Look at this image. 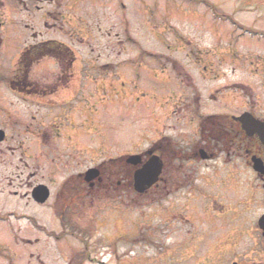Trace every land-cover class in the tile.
Segmentation results:
<instances>
[{"label":"rangeland","instance_id":"rangeland-1","mask_svg":"<svg viewBox=\"0 0 264 264\" xmlns=\"http://www.w3.org/2000/svg\"><path fill=\"white\" fill-rule=\"evenodd\" d=\"M53 2L36 0L32 10L42 17V8H51L48 22L56 27L48 29L55 30L45 39L74 46L78 62L74 69L66 65L60 70L50 61L33 69L36 75L29 80L39 86L53 81V96L12 97L7 80L28 32L12 11L0 51V110L16 126L10 130L16 158L30 149L38 157L57 154L64 170L51 165L48 176L43 159L46 176L39 180L52 189L45 205L0 195V264H70L71 256L82 253L76 263L189 264L194 250L205 258L211 245L217 247L214 261L219 264H264V238L257 229L264 214L263 189L244 170L221 162L208 169L194 167L199 192L160 201L162 209L175 205L176 219L149 217L146 210H115L116 202L107 203L106 191L100 190L95 197L83 193V204H73L66 228L70 233L62 236L54 211L55 191L67 177L142 153L163 138L191 152L200 142L198 123L234 109L240 115L238 105L264 116V0ZM80 15L86 26L92 25L90 35L80 32ZM79 35L84 44L71 42L80 41ZM230 173L237 182L226 181ZM5 177L0 171V191L24 193L16 186L20 179L11 189ZM250 184L253 200L245 199L242 190ZM119 191H110L112 198L118 200ZM211 191L217 204H202ZM234 219L242 222L234 239L218 241L224 224Z\"/></svg>","mask_w":264,"mask_h":264},{"label":"flooded vegetation","instance_id":"flooded-vegetation-1","mask_svg":"<svg viewBox=\"0 0 264 264\" xmlns=\"http://www.w3.org/2000/svg\"><path fill=\"white\" fill-rule=\"evenodd\" d=\"M34 1L0 0V51L2 49V46L4 45L3 35L5 34L6 27H9V15L12 13V11H15V14L19 16L20 20L18 21L20 22L21 26L24 25L26 30H28V32L24 34L22 38L23 45L19 54L17 71L12 72L11 77L9 78V80H7L11 95L14 98L22 94H26L29 96H53L56 93L54 92L53 86L51 85L53 81L52 83L46 84L45 86H39L42 83L39 84L37 81L29 80L31 74L34 73L33 69H37L45 61H50V63L48 62V64H50L51 66L54 63L60 70L66 67V65H68V68L70 67V69H72L75 63L78 62V58L68 54L69 49H71V47L73 48L74 46H69L67 43L65 44L61 41L45 39L53 30H55L53 28L51 29L52 31L48 30L50 27H56L55 24L50 25L48 22L50 20L49 18L52 17L54 13L50 12L51 8L46 9L45 7H43L42 9H44V14L42 15V17H40L38 15L39 13L37 14L35 10H32V8L36 7L34 5ZM37 1L53 2L55 0ZM60 4H63V2ZM19 5L24 6L23 11L20 9ZM64 10L66 11V9ZM23 14H25L26 16ZM22 16L23 19H21ZM77 24L79 28H81L80 32L85 31L90 33V28L92 27V25L86 26L85 18L83 17V15L79 16ZM56 31L61 32L60 30ZM71 42L84 44V40H81V36L80 41L77 40ZM71 45L73 44L71 43ZM72 76L74 77V75L71 74L70 77ZM240 107L241 109H243L242 111L244 113L249 112L254 118L261 120L262 122L264 121V116L255 112L258 110H245V108L247 107L246 105L244 106V108L242 105ZM6 114L7 113H5L3 110H0V130L1 132H3L0 133V171L3 173V176H6L3 180L4 182L6 180H11L8 185L11 189L14 187L12 185L13 181L15 182L20 179L22 184L20 186H16L17 188L20 187L25 191L24 193H20L18 191L13 192L8 190L6 192L5 190H1L0 195L2 194L6 198H11L12 200L27 199L28 201H33L31 198V192L35 187L39 185H45L50 188V186L45 182H40L41 179L39 180L40 177H42V180H44L46 176L42 174V169L44 170L45 168V170H47L48 176H50L51 174V171L49 170L51 165H54V167L60 171V164L57 163L60 162L58 161V158H60V156H58L57 154H53L54 158H51V153L45 152L38 157L35 154H29V152L31 151L30 149L28 154L27 152H22L19 153V156H17L16 158V152L14 151L15 149L12 146L15 142V136L10 135V130H13L15 132L16 126L11 125V123L7 121ZM9 117L10 120H13L12 115ZM64 143L67 144V142ZM153 149L155 153H157V155L161 158L163 168L158 178L157 184H155L149 190L145 191L144 194H141L142 197H145L146 201H153L152 199H156V197H159V195L162 194L161 191L167 192L166 197L176 196L179 193L183 192L200 191L199 189H197V186L189 185V183L187 184V180L190 178V175L185 171L184 167L186 165L195 167L199 164H204L206 167H208L210 163H215L217 161H220L221 163H223V165L229 166V168L236 167L244 170V174L252 176L254 178L253 182L257 183L258 187H261L264 190V177L253 170L251 161L252 158L255 157L260 159L264 165V145L261 143L260 138L257 134H247L242 127V123L236 120L234 117H230L228 118V120L221 123H210V125L205 129V132H203L202 142L198 145H195L194 148L192 147L191 152L188 151L187 153H177L175 150L170 148V145H166L165 147H154ZM201 149H204L208 154L209 159L207 161L200 160ZM26 156L28 157V162L23 160ZM71 156L72 155H70L69 157ZM38 158H40V162L38 161ZM43 159L47 161L44 164V168L42 165V163H44ZM137 167L139 168L140 166ZM135 169L136 166H133L126 162L125 165L120 166L119 168L111 169V171L110 169H104L103 171H101L100 175L98 174L97 179L93 182L91 181L95 178H90L88 174L80 173L78 175H72L71 178L67 179V182H70L71 180H74V182L64 184L60 190L64 188H69V191L75 190L78 192L80 190V192L86 193L87 196L92 197L95 191L99 192L100 190H105L106 192H110L115 191L116 188H119V190L122 191L123 195H127L129 197L128 200H130L133 193H136L134 183ZM15 176L17 178H14ZM231 179L237 182L238 177L234 173H230L226 177V181H230ZM247 181L249 182V179L245 177V182ZM253 187L254 185L251 184L247 187L244 186V189L242 190L245 199L251 200V198H253V194L251 192L254 191ZM214 192L211 191L209 195L204 196L205 201H203L202 204H205L206 202L208 204H216L219 199L218 197L213 195ZM60 194L61 196L59 195L58 199H61L66 195L64 192ZM78 198L79 201L84 199L83 194L79 193ZM109 198H112V196L110 195ZM65 200L67 201L68 199ZM70 203L71 201L69 200V204ZM130 203H132V200H130ZM160 213L157 214L158 217H162V219L166 217V215L162 214V212ZM241 224L242 222L239 219H234L231 222L224 224L217 240L219 241L220 239L223 241L227 238L232 239L235 233L238 232ZM212 248L215 249L216 247H213V245H211V247L209 246L205 258L198 255L194 250L189 263L214 264L212 260H214L215 255L214 252L212 254ZM215 263L219 264L217 262Z\"/></svg>","mask_w":264,"mask_h":264},{"label":"water","instance_id":"water-1","mask_svg":"<svg viewBox=\"0 0 264 264\" xmlns=\"http://www.w3.org/2000/svg\"><path fill=\"white\" fill-rule=\"evenodd\" d=\"M242 121L245 123V129L252 128L253 125H251L249 122H247L248 119L247 117L241 118ZM254 124H257L254 122ZM258 129V128H257ZM261 129V128H259ZM258 133L261 136V139L264 143V131H258ZM141 157H132L129 159V162L133 164H137L140 162ZM161 164L159 163L158 158H155L151 160L143 169L138 171L135 175V182L137 185V190L140 192H143L146 188H149L152 184H154L157 181L158 176L160 175L161 172ZM255 169L259 172L264 173V168L262 167L260 162H256L255 164ZM98 175V171L94 170L88 173V176L92 179H94ZM33 197L38 202L39 204H43L47 201L49 198V191L45 187H39L35 189L33 192ZM260 228L264 231V217L260 220L259 222Z\"/></svg>","mask_w":264,"mask_h":264},{"label":"trees","instance_id":"trees-1","mask_svg":"<svg viewBox=\"0 0 264 264\" xmlns=\"http://www.w3.org/2000/svg\"><path fill=\"white\" fill-rule=\"evenodd\" d=\"M56 211L58 212V217L63 218L64 210H59V207H57ZM64 220V219H63Z\"/></svg>","mask_w":264,"mask_h":264}]
</instances>
